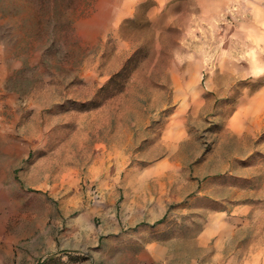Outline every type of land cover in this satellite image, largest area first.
<instances>
[{
    "label": "rangeland",
    "instance_id": "obj_1",
    "mask_svg": "<svg viewBox=\"0 0 264 264\" xmlns=\"http://www.w3.org/2000/svg\"><path fill=\"white\" fill-rule=\"evenodd\" d=\"M225 0H0V264H264V26Z\"/></svg>",
    "mask_w": 264,
    "mask_h": 264
},
{
    "label": "crops",
    "instance_id": "obj_2",
    "mask_svg": "<svg viewBox=\"0 0 264 264\" xmlns=\"http://www.w3.org/2000/svg\"><path fill=\"white\" fill-rule=\"evenodd\" d=\"M225 2L230 8V12H234V8L245 7V13L250 14L252 18L258 21L260 19L264 21V0H225Z\"/></svg>",
    "mask_w": 264,
    "mask_h": 264
},
{
    "label": "trees",
    "instance_id": "obj_3",
    "mask_svg": "<svg viewBox=\"0 0 264 264\" xmlns=\"http://www.w3.org/2000/svg\"><path fill=\"white\" fill-rule=\"evenodd\" d=\"M39 264H43V262L39 263Z\"/></svg>",
    "mask_w": 264,
    "mask_h": 264
}]
</instances>
